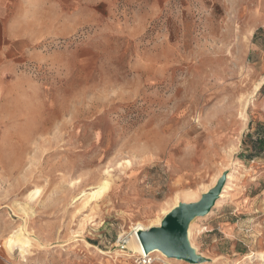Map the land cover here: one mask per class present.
<instances>
[{"label":"rangeland","instance_id":"rangeland-1","mask_svg":"<svg viewBox=\"0 0 264 264\" xmlns=\"http://www.w3.org/2000/svg\"><path fill=\"white\" fill-rule=\"evenodd\" d=\"M8 17L0 264H139L131 226L221 182L228 197L190 222L201 261L153 264H264V153L246 132L264 0H17ZM13 233L29 252H6Z\"/></svg>","mask_w":264,"mask_h":264},{"label":"water","instance_id":"water-1","mask_svg":"<svg viewBox=\"0 0 264 264\" xmlns=\"http://www.w3.org/2000/svg\"><path fill=\"white\" fill-rule=\"evenodd\" d=\"M222 187L223 182L203 194L199 202L175 207L164 217L160 226L141 232V241L149 250L158 248L169 256L191 263L201 261L187 245L186 229L194 216L203 215L212 209L214 202L220 196Z\"/></svg>","mask_w":264,"mask_h":264},{"label":"bare ground","instance_id":"bare-ground-1","mask_svg":"<svg viewBox=\"0 0 264 264\" xmlns=\"http://www.w3.org/2000/svg\"><path fill=\"white\" fill-rule=\"evenodd\" d=\"M259 86H260V82H258L255 85L254 92L259 88ZM241 116H242L243 120L246 121V118H247L246 114H241ZM241 168H245V165L242 161L239 162L238 167L236 166L233 169V171H231L230 173L227 174L226 179L229 182L230 181L232 182L233 178L235 177L236 174H238L240 172ZM108 184H109L108 181H103L98 186V189L92 193V196L101 194L108 187ZM208 189H206L204 191V193H206L208 191ZM229 190H233V187H231V186L229 187V185L224 186L223 190H221V192H220V196L218 197V199H216V201L214 202L213 205L214 206L215 205L220 206L221 205V199H226L228 197L227 193ZM187 197L192 199V201H194V202H199L201 199V195H199V196L195 195L194 196L193 194H188ZM177 205L178 204H175L173 207H171L167 212H165V215L169 214L174 209V207H176ZM209 211L205 214H208ZM148 229H149V227L140 221L134 223L131 226V231L128 233L130 235V238L127 239L126 242L122 246V248L126 249V250H122V251H125L127 253L129 252L130 254H132V256H136L138 258H140L142 256H145L148 258L150 257L151 264H153V260H154L153 256H157V257L160 256V257H163L165 259H174V260L181 259V258H176L175 256H169L158 248H154V249L149 250L148 247L141 241V238H140V233L143 231H146ZM191 238H192V223H190L186 229V239L190 240ZM4 245H5L6 252L8 254H11L15 250L16 251L20 250V253H22V255H23L24 252H29L30 249L32 248L31 241L27 237H25L21 234H18V233H13V234L8 235L6 237ZM89 245H91V244H89ZM191 246H193V245H191ZM122 251H120V252H122ZM156 260H157V258H156Z\"/></svg>","mask_w":264,"mask_h":264},{"label":"crops","instance_id":"crops-1","mask_svg":"<svg viewBox=\"0 0 264 264\" xmlns=\"http://www.w3.org/2000/svg\"><path fill=\"white\" fill-rule=\"evenodd\" d=\"M17 0H0V57L13 53L14 44L5 43V38H11L13 34V22L8 17L11 7ZM257 42V41H256ZM259 48V47H258ZM264 61V60H262ZM264 128V72L261 76L260 86L255 93L254 105L250 108L249 120L247 123V134L255 138L261 137V129ZM247 158V157H246ZM246 158L243 160L246 161ZM255 159V158H254ZM253 159V160H254Z\"/></svg>","mask_w":264,"mask_h":264},{"label":"trees","instance_id":"trees-1","mask_svg":"<svg viewBox=\"0 0 264 264\" xmlns=\"http://www.w3.org/2000/svg\"><path fill=\"white\" fill-rule=\"evenodd\" d=\"M261 137H260V142L258 143V145L256 146L255 144L253 145L255 147V152L258 154L264 153V128L261 129V133H260ZM258 142V141H257ZM247 159H254V155L251 154L249 155V157L246 158Z\"/></svg>","mask_w":264,"mask_h":264},{"label":"built area","instance_id":"built-area-1","mask_svg":"<svg viewBox=\"0 0 264 264\" xmlns=\"http://www.w3.org/2000/svg\"><path fill=\"white\" fill-rule=\"evenodd\" d=\"M125 238H127V235L125 236ZM122 241V243L124 244L126 242L127 239H125ZM121 242V241H120ZM139 264H151V259L150 257H145V256H142L139 258Z\"/></svg>","mask_w":264,"mask_h":264}]
</instances>
